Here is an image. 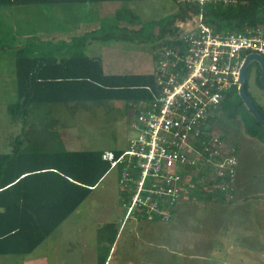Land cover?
Here are the masks:
<instances>
[{
    "label": "rangeland",
    "instance_id": "obj_1",
    "mask_svg": "<svg viewBox=\"0 0 264 264\" xmlns=\"http://www.w3.org/2000/svg\"><path fill=\"white\" fill-rule=\"evenodd\" d=\"M122 5L127 16L137 19L119 25L132 29L143 25L141 33H131L129 28L128 32L114 28L107 33L101 31L99 26L110 24V17ZM175 11V4L167 0L0 7V67L5 71L3 67L11 65L12 55L22 46L43 50L59 43L60 39L52 37L59 35L75 36V47L85 43L84 48L103 58L113 72L151 71L158 42H162L155 39L162 25L157 22ZM196 24L193 17L183 29H192ZM256 68L257 64L252 63L247 72L246 90L264 113V86L256 83ZM8 86H0V90L11 93ZM14 96H6L8 103L16 100ZM8 103H0V152L5 149V135L15 125L7 118ZM71 105L77 109L72 118L67 113L60 126L51 123L53 130H61L65 146L82 150L126 146L133 113L129 119L114 107L91 113L81 109H94L92 104ZM71 105L64 106L69 110ZM245 109L241 106L239 113H244L247 120ZM224 115L215 120L214 126L225 144L234 148L237 158L238 178L233 183L237 189L231 203L185 194L178 203L187 199V213L179 217L178 223L174 216L168 222L125 220L113 244L111 264H264V146L256 139L241 136L244 118ZM123 214L117 170L110 169L78 208L31 253L2 255L0 264H93L94 250L109 245L108 233L119 228Z\"/></svg>",
    "mask_w": 264,
    "mask_h": 264
},
{
    "label": "trees",
    "instance_id": "obj_2",
    "mask_svg": "<svg viewBox=\"0 0 264 264\" xmlns=\"http://www.w3.org/2000/svg\"><path fill=\"white\" fill-rule=\"evenodd\" d=\"M135 1L142 0H0V6ZM167 1L175 4L176 11L157 22L162 24L155 36L162 41L157 47L170 43L169 37H176L184 30L183 24L193 17L196 19L198 14L216 30L264 28V0ZM123 6L110 17V24L102 23L103 33L111 28L129 31V27L119 23L135 21L137 16H127ZM129 29L131 33H141L143 25ZM14 67L16 100L7 104L6 113L15 125L5 135L6 149L0 152V256L31 253L78 208L111 169L109 163L101 159L104 149H67L61 130L58 132L51 127V123L59 124L60 120L44 117L47 106L55 103L68 106L75 102L115 106L122 102L130 119L133 113L130 103L147 102L156 91L152 74H107L99 57L86 56L82 51L57 59L41 55L37 48L22 46L15 51ZM258 75L259 69L255 80L262 86ZM241 106L244 107L235 87L224 95L219 108L227 118H244V113H239ZM258 110L264 116L262 110ZM245 112L248 121L241 119L244 132L264 144V128L246 109ZM112 150L115 154L120 152ZM211 184L206 179L205 186ZM224 194L219 190H193L188 195L230 204L231 199ZM115 236L116 230L109 232V245L97 248L100 264H104Z\"/></svg>",
    "mask_w": 264,
    "mask_h": 264
},
{
    "label": "built area",
    "instance_id": "obj_3",
    "mask_svg": "<svg viewBox=\"0 0 264 264\" xmlns=\"http://www.w3.org/2000/svg\"><path fill=\"white\" fill-rule=\"evenodd\" d=\"M196 20L158 47L150 71L156 91L147 102L130 103L126 146L101 154L117 170L123 223L168 222L181 197L195 189L233 196L237 158L214 122L224 95L237 88L243 58L264 55V28L216 30L202 14Z\"/></svg>",
    "mask_w": 264,
    "mask_h": 264
},
{
    "label": "crops",
    "instance_id": "obj_4",
    "mask_svg": "<svg viewBox=\"0 0 264 264\" xmlns=\"http://www.w3.org/2000/svg\"><path fill=\"white\" fill-rule=\"evenodd\" d=\"M0 7H3V6H0ZM100 18H101V16H100ZM92 31H94V30H92ZM52 37L53 38L54 37L55 38L57 37V39H60V41L58 40L59 43L55 44L54 46L44 47L43 50L38 49V51L40 52L41 55H46V56H51V57H54V58H57V59H61V58H64V57H68L73 51H82V53L84 55H86V56H95V55H92L91 52L90 53L88 52L89 51L88 50L89 48H84V46H86L85 43L84 44H81V47H80V45H79V47H78V45L75 47V44H74L75 43V40H74L75 36L74 37L73 36H71V37H68V36L61 37L59 35H56V36H52ZM90 39H92V38H90ZM90 48L92 49L93 47L90 46ZM45 49H47V52L45 51ZM12 59H13V62L11 63V65H6L5 67H3V68H5V71L6 72L8 71L7 72L8 73L7 75H4V72L5 71L1 69L2 67H0V86H4L5 85L6 87H9L8 86V83L11 86L10 87V90H9L11 93H5V91H1L0 90V98H2V99H0V103H8V100L6 98L7 97H12V96H14L16 94L15 93L16 92L15 91L16 79H15L14 55H12ZM100 60H101V63H102L103 71L105 73H107V74H120V75H124V74H146V73H150V71L143 72V70H140L138 72H121V73L113 72V71L110 70V68H109L110 66L107 65V67H106L103 58H100ZM109 65H111V63H109ZM72 104H74V103H72ZM85 104H92V106H94V109L93 108H85L83 106V108L81 110L84 111V112H91V113H94V112H97V111H101L102 112L103 109H106V111H108L109 110V106H110V105L109 106L95 105L92 102H85ZM110 107L116 108L117 111L119 110V114H122V116L128 118V115L126 113V110L127 109H126L125 105L122 102L121 103H117L115 106H113V104H112V106H110ZM43 113L45 114L44 117L47 118L48 120H54V119H56V120H60L61 121L62 119H65L64 114H67V113H69L70 116H71V118H72V116L77 113V109L76 108L72 109V105H71V107L69 108V110H66V108H65L64 105L62 106V104L55 103V104L48 105L47 106V109H45L43 111ZM243 130L244 129H243V126H242L241 136L242 135L243 136L245 135V137L248 138V139H255L253 137H250L249 135L244 134L243 133ZM2 142L5 143V138L3 139ZM72 143L74 144V142H72ZM261 145L264 146V144H262V143H261ZM66 148L69 149V150H73V149L76 150V149H78V148H71V147H67V146H66ZM5 149H6V145H5ZM101 149H104L105 150V148H101ZM4 150H2V151H4ZM236 174H237L236 177L238 178V169L236 170ZM236 189H237V186H235V188H234V196H235V190ZM186 200L187 199H182L175 206V209H174V217L176 218V223H178V220H179V217L180 216H182V215H184V214L187 213V211H186L187 210L186 209V207H187L186 203H188V202ZM101 221L102 222H106L107 220H103L102 219ZM120 223L121 224L119 225V228L116 229V236L114 238V241H113L112 245L110 246V249H109L108 255H107L106 259H105L104 264H111V260L113 258L112 257L113 256L112 254L114 253V251L112 252L113 244H114L115 239L117 237V233L119 232L120 228L124 224L123 223V217H122V220L120 221ZM93 250H94V248H93ZM204 255H206V254H204ZM204 257H206V256H204ZM93 258H94V263L93 264H96L97 250L96 251L94 250ZM97 264H100L99 261H98ZM181 264H183V262H181Z\"/></svg>",
    "mask_w": 264,
    "mask_h": 264
},
{
    "label": "water",
    "instance_id": "obj_5",
    "mask_svg": "<svg viewBox=\"0 0 264 264\" xmlns=\"http://www.w3.org/2000/svg\"><path fill=\"white\" fill-rule=\"evenodd\" d=\"M252 63H256L259 69L258 80L264 86V55L259 53L247 54L241 63L237 75V95L250 115L264 128V116L258 110L246 91L247 72Z\"/></svg>",
    "mask_w": 264,
    "mask_h": 264
},
{
    "label": "flooded vegetation",
    "instance_id": "obj_6",
    "mask_svg": "<svg viewBox=\"0 0 264 264\" xmlns=\"http://www.w3.org/2000/svg\"><path fill=\"white\" fill-rule=\"evenodd\" d=\"M256 69L258 70V68H256ZM257 70H255V73H256Z\"/></svg>",
    "mask_w": 264,
    "mask_h": 264
},
{
    "label": "clouds",
    "instance_id": "obj_7",
    "mask_svg": "<svg viewBox=\"0 0 264 264\" xmlns=\"http://www.w3.org/2000/svg\"><path fill=\"white\" fill-rule=\"evenodd\" d=\"M106 150V149H105ZM112 169V168H111Z\"/></svg>",
    "mask_w": 264,
    "mask_h": 264
}]
</instances>
